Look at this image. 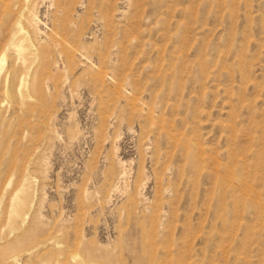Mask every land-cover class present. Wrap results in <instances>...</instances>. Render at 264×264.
I'll return each instance as SVG.
<instances>
[{
	"label": "rangeland",
	"instance_id": "obj_1",
	"mask_svg": "<svg viewBox=\"0 0 264 264\" xmlns=\"http://www.w3.org/2000/svg\"><path fill=\"white\" fill-rule=\"evenodd\" d=\"M21 3L0 264H264V0Z\"/></svg>",
	"mask_w": 264,
	"mask_h": 264
},
{
	"label": "bare ground",
	"instance_id": "obj_2",
	"mask_svg": "<svg viewBox=\"0 0 264 264\" xmlns=\"http://www.w3.org/2000/svg\"><path fill=\"white\" fill-rule=\"evenodd\" d=\"M24 1V0H23ZM56 1V0H55ZM22 0H0V10L2 9H8L7 11V16H10V19L13 17L14 20L12 21L13 23L9 25V23L7 25H9L7 28V26L5 25L6 20L4 19H0V21L3 22V25H0V75H2V66H3V61L6 59H9L10 61H18L21 60V62L24 64L26 62H30V64H28V67H24L23 69H19L17 67V69L14 67V69H12V76L13 79H15V77L17 76V74L19 72H21L19 75H23L25 74L23 77L29 76L27 74V68H30V66H32V64L34 63L35 60H30L29 56H35L36 58H38L37 56H39V54L42 53V50H40V46L39 45H35L33 42V44H31V38L26 30V26L24 27V23L21 19L22 17H26V13L25 15L22 13L24 8V5L21 3ZM54 4V3H53ZM56 5V4H55ZM57 8V7H56ZM50 9V8H49ZM55 9V8H54ZM64 9V8H63ZM56 10V9H55ZM15 11V12H14ZM17 11V12H16ZM65 11V10H64ZM3 12V11H1ZM4 13V12H3ZM2 13V14H3ZM14 13V14H13ZM29 13V12H28ZM2 14H0L2 16ZM0 16V17H1ZM28 17V15H27ZM26 17V18H27ZM36 18V16H35ZM9 19V18H8ZM9 19V21H10ZM25 19V18H24ZM30 19V18H29ZM53 20V19H52ZM8 22V21H7ZM27 23V22H26ZM63 25V24H62ZM60 27V26H58ZM64 27V26H62ZM54 29V28H53ZM60 29V28H57ZM64 29V28H63ZM29 30V29H28ZM61 30V29H60ZM59 30V31H60ZM54 30L50 31L48 34V39H49V46L51 48H55L56 49V53L59 56H62L64 58V62L68 63V61L70 60V56L68 54V52H66L67 50H64V48L61 46L62 38L60 39V37L58 36L57 38V32L53 33ZM61 32V31H60ZM63 32V31H62ZM47 33V32H46ZM64 34V33H63ZM68 34V33H67ZM31 35V33H30ZM61 35V34H58ZM63 37V35H62ZM33 39V38H32ZM64 39V38H63ZM62 40V41H61ZM33 41V40H32ZM47 42V43H48ZM36 43V42H35ZM37 44V43H36ZM46 46V45H45ZM64 46V45H63ZM35 47V48H34ZM37 47V48H36ZM33 48H34V52H33ZM42 48V47H41ZM51 49V50H53ZM46 50V49H45ZM55 53V54H56ZM35 58V59H36ZM8 60V61H9ZM9 61V62H10ZM20 62V61H19ZM21 63V64H22ZM18 64V63H17ZM50 64V63H49ZM69 64V63H68ZM13 65V64H12ZM16 66V65H15ZM22 66V65H21ZM35 66V65H34ZM11 67V66H10ZM22 68V67H21ZM32 69V68H31ZM8 70V69H7ZM30 70V69H29ZM33 70V69H32ZM31 71V70H30ZM10 73V72H8ZM29 73V72H28ZM5 75V74H4ZM31 75V74H30ZM9 76V75H8ZM7 76V77H8ZM110 76V75H109ZM1 77V76H0ZM21 77V76H20ZM30 77V76H29ZM22 78V77H21ZM44 78V77H43ZM24 79V78H23ZM109 80V79H108ZM26 82V81H25ZM23 83V82H22ZM26 94V93H25ZM153 124V123H152ZM158 185V184H157ZM27 196V193H25V197ZM22 201H20L15 208L13 209L12 213H11V220H15L18 218L19 214H20V209L23 206V203H21ZM28 215V214H27Z\"/></svg>",
	"mask_w": 264,
	"mask_h": 264
}]
</instances>
